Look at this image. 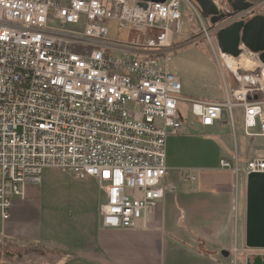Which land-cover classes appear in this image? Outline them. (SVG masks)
<instances>
[{"label":"built area","instance_id":"1","mask_svg":"<svg viewBox=\"0 0 264 264\" xmlns=\"http://www.w3.org/2000/svg\"><path fill=\"white\" fill-rule=\"evenodd\" d=\"M183 2L236 84L224 82V101L188 99L192 114L212 127L225 112L234 124V110L242 109L244 134L264 137L259 53L241 45L254 70L229 67L238 57L215 49L211 39L222 24H207L193 0H0L3 220L26 186L40 184L45 168H56L100 182L104 227L148 224L166 194L168 138L184 125L182 83L165 65L187 34ZM220 163L237 179L264 173V156L243 164L235 153Z\"/></svg>","mask_w":264,"mask_h":264},{"label":"crops","instance_id":"2","mask_svg":"<svg viewBox=\"0 0 264 264\" xmlns=\"http://www.w3.org/2000/svg\"><path fill=\"white\" fill-rule=\"evenodd\" d=\"M238 110L243 120L242 109ZM225 124L222 120L205 127L196 119L168 138L170 178L165 197L146 226L140 222L126 229L104 227L105 193L100 182L66 170L64 182L52 185L54 178L48 174L40 183L49 184L47 188L30 184L24 197L14 198L10 217H0V238L14 246H42L93 264H231L235 249L241 264H264V248L246 246V212L245 242L237 243V177L220 163L223 158L233 161L227 152L229 132L221 131ZM253 157L257 156L249 159ZM186 174L196 179L186 181ZM52 187L69 193L51 205ZM244 204L247 210V177Z\"/></svg>","mask_w":264,"mask_h":264},{"label":"rangeland","instance_id":"3","mask_svg":"<svg viewBox=\"0 0 264 264\" xmlns=\"http://www.w3.org/2000/svg\"><path fill=\"white\" fill-rule=\"evenodd\" d=\"M182 10L186 21L185 31H187V34L176 40L177 47L170 54L165 65L169 72L177 75L181 80L182 99L178 103V108L182 115L183 123L188 125L196 119L198 120V117L194 116L191 112L190 103L187 101L188 98L224 101L226 100L224 82L226 81L227 86L230 88L232 80H230L229 72L222 65V61L219 64L210 41L201 34V25L193 10L186 2H183ZM116 34V31L112 28L111 35L116 36ZM216 36L217 33L215 36H211V39L215 49L218 50L219 46ZM120 38L124 39L125 35L121 34ZM218 58L220 59L219 55ZM246 61H248V57L244 55V64H242L245 70L252 69V64L246 63ZM232 85L234 87L236 86V84ZM262 99L264 100V97ZM230 120L225 112L223 122H226V124L223 125L221 131L227 132V134L229 132L230 138L227 152L231 154L232 158L235 157L234 155L237 151L240 162L245 164L250 156H264V137L249 138L244 134L243 120L238 109L234 110V124ZM65 171L63 169L45 168L42 177L48 174L51 175L54 180L50 183L57 185L68 178ZM235 182L237 198L234 213L236 225L238 226L237 243L239 246H242L245 242L243 234L244 213L246 212L244 204L245 175L240 174ZM38 185L47 188L49 184L46 186ZM65 191L67 190L52 187L48 192L52 198L50 204H54L55 199H59L69 193ZM71 258L73 257H69L61 251H55L42 246L32 245L20 247L14 246V244L4 240L0 243V264H64ZM237 258V264H241L242 258L238 256ZM231 264H234L233 256L231 257Z\"/></svg>","mask_w":264,"mask_h":264},{"label":"water","instance_id":"4","mask_svg":"<svg viewBox=\"0 0 264 264\" xmlns=\"http://www.w3.org/2000/svg\"><path fill=\"white\" fill-rule=\"evenodd\" d=\"M161 1L165 0H149ZM264 0H239L234 11L248 9L253 3ZM204 19H209L211 25L217 24L225 15H219L220 10L213 0H194ZM146 7L145 3L141 4ZM218 46L222 53L239 57L242 54L241 45L254 53H259L264 63V16H255L247 22L237 21L217 32ZM247 218L246 246L249 248H264V173H252L247 177ZM224 256L229 252L223 251ZM64 264H93L79 257H73Z\"/></svg>","mask_w":264,"mask_h":264},{"label":"flooded vegetation","instance_id":"5","mask_svg":"<svg viewBox=\"0 0 264 264\" xmlns=\"http://www.w3.org/2000/svg\"><path fill=\"white\" fill-rule=\"evenodd\" d=\"M194 1V0H193ZM218 6L219 15H225L217 24H222L223 27L237 21L247 22L255 16H264V3H253L248 9L241 11H234V6L239 5V0H213ZM196 4V3H195ZM197 5V4H196ZM198 7V5H197ZM199 8V7H198ZM211 25L210 20L205 19Z\"/></svg>","mask_w":264,"mask_h":264},{"label":"bare ground","instance_id":"6","mask_svg":"<svg viewBox=\"0 0 264 264\" xmlns=\"http://www.w3.org/2000/svg\"><path fill=\"white\" fill-rule=\"evenodd\" d=\"M243 56L244 55H241L238 58H231V59H229L228 60L229 61V63H228L229 64V67H231L233 70H236V65L243 63ZM246 63L252 64L251 61L249 60V58H248V61H246ZM243 64H242V67H240V68L245 69ZM249 70H254V68L253 69H249ZM259 79L261 80L262 84L264 85V76L263 77L260 76Z\"/></svg>","mask_w":264,"mask_h":264},{"label":"trees","instance_id":"7","mask_svg":"<svg viewBox=\"0 0 264 264\" xmlns=\"http://www.w3.org/2000/svg\"><path fill=\"white\" fill-rule=\"evenodd\" d=\"M231 76H232V75H231ZM231 76H230V77H231ZM230 80H232V82H231V84H232V83L234 82V79H233V77H231V78H230ZM258 95H259V97H260L261 99L264 97V94H263V93H261V92H260V93H258ZM55 251H57V250H55ZM62 253H63V252H62Z\"/></svg>","mask_w":264,"mask_h":264}]
</instances>
